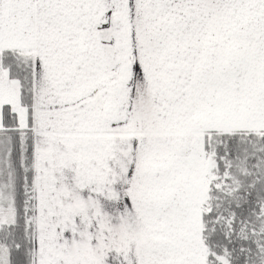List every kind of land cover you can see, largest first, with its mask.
Here are the masks:
<instances>
[{
  "label": "snow or ice",
  "instance_id": "1",
  "mask_svg": "<svg viewBox=\"0 0 264 264\" xmlns=\"http://www.w3.org/2000/svg\"><path fill=\"white\" fill-rule=\"evenodd\" d=\"M0 264H264V0H0Z\"/></svg>",
  "mask_w": 264,
  "mask_h": 264
}]
</instances>
